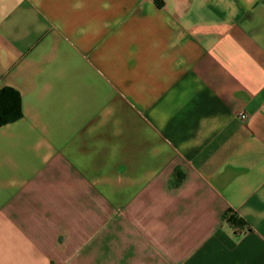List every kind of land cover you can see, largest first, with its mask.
Returning <instances> with one entry per match:
<instances>
[{"label":"crops","instance_id":"crops-1","mask_svg":"<svg viewBox=\"0 0 264 264\" xmlns=\"http://www.w3.org/2000/svg\"><path fill=\"white\" fill-rule=\"evenodd\" d=\"M3 87L0 264H264V0H0Z\"/></svg>","mask_w":264,"mask_h":264},{"label":"trees","instance_id":"trees-1","mask_svg":"<svg viewBox=\"0 0 264 264\" xmlns=\"http://www.w3.org/2000/svg\"><path fill=\"white\" fill-rule=\"evenodd\" d=\"M21 115L20 97L11 87L0 89V124L14 120ZM227 220L233 224L242 223V219L234 212L225 213Z\"/></svg>","mask_w":264,"mask_h":264},{"label":"built area","instance_id":"built-area-1","mask_svg":"<svg viewBox=\"0 0 264 264\" xmlns=\"http://www.w3.org/2000/svg\"><path fill=\"white\" fill-rule=\"evenodd\" d=\"M239 117H241L242 119H244L246 117V113L245 112H240L239 113Z\"/></svg>","mask_w":264,"mask_h":264}]
</instances>
